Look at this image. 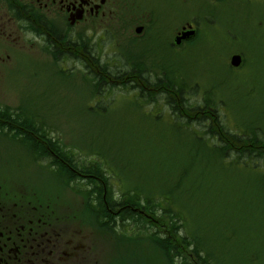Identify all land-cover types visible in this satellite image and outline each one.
Masks as SVG:
<instances>
[{"label":"rangeland","instance_id":"374dc122","mask_svg":"<svg viewBox=\"0 0 264 264\" xmlns=\"http://www.w3.org/2000/svg\"><path fill=\"white\" fill-rule=\"evenodd\" d=\"M245 1L226 0L220 4L221 10L232 2L236 11L221 14L205 4L206 0H184V5L175 0H148L156 11L161 35L142 50L148 66L171 70L169 62L175 63L174 68L181 78L197 87L187 91L188 96L181 99L187 103L189 111L181 103L178 107L191 120L198 118L204 125L196 122L191 126L196 133L214 138V133L205 131H216L223 135V142H219L231 150L247 146L249 139L239 137L242 131L264 126V53L253 52L255 59L252 60L257 63L252 67L250 56L231 32L233 27L240 28L242 23L235 25L234 20L242 12L260 8L263 11L245 18L251 35L258 37L257 27L261 29L264 23L261 22L264 0H250L249 4ZM12 2L21 6V14L28 25L23 35L19 34L17 23L5 6L4 21L19 42L16 47L9 46L8 51H0V115L7 118V122L0 123V191L4 188L9 195L34 194L37 207L43 206L46 214L81 218L110 252L119 254L121 260L130 264H175L178 258L187 264H209L191 248L190 234L196 247L217 264H264L263 176L250 175L241 164L231 167L228 163L225 169L215 148L209 152L202 147L204 143L193 145L190 139L183 140L175 131L174 125L179 126L184 119L177 116L171 99L176 98L175 91L163 88L168 82L176 81L174 72L163 82L155 70L145 72L141 65L145 59L139 52L141 45L130 43L125 26L116 28L117 34H107L96 27L98 20L75 27L67 22L45 36L41 29L44 27L42 12L20 0ZM195 5L198 7L194 8ZM182 9L190 12L181 15ZM192 23L201 30L200 39L209 32L204 47L194 51L176 50L163 41L162 25L164 32L167 26L173 25L171 29L175 33ZM91 29L99 33L100 46L92 42L90 50L85 46L81 49L82 38L92 36ZM29 31L37 38L33 39ZM229 31L230 47L223 48L228 45ZM215 37V43L222 47L219 51L213 45ZM237 55L244 56V63L236 70L230 61ZM134 64H138L136 69ZM232 78L235 81L230 86ZM97 82L102 86L96 93L94 84ZM212 82H223L225 87L214 88L209 84ZM140 88L156 89L157 93L150 96L152 98L138 100L137 97L143 99L142 94L139 96ZM203 99L206 119L190 113L200 107ZM2 108H7L8 116ZM22 113L26 114L22 117L29 122L30 130L35 129L32 121L37 120L39 131H34L39 133L38 144L33 148L28 143L32 141L29 135L15 131L17 117ZM11 123L13 127L9 126ZM263 140L264 134L261 142ZM30 148L34 149L33 153L28 151ZM63 151L72 170L64 187L62 179L66 174H62L63 170L57 172V163L55 168L51 167L53 162H58L52 152L62 156ZM93 152L112 163L107 166V162L102 159L106 162L102 163ZM90 161L99 170L102 180L88 178L90 176L85 173L84 183L78 182L81 178L73 174L76 167ZM251 166L255 165H246ZM57 174H62V179ZM115 174L119 178L115 179ZM100 190L102 193L97 198ZM135 190L146 193V198L153 194L152 205H143L142 194L131 197ZM116 196L126 203L127 199L130 203L136 202L132 207L136 215L115 207L107 211L104 201H115ZM168 196H173L181 209L176 206L177 212L169 211L164 220L156 218L151 209L162 207L168 211L163 203L169 202ZM96 198L101 200L99 207L90 203ZM86 206L95 216L88 213ZM118 213L124 220L119 230L116 225L109 229L107 223H113ZM104 215L109 220L102 218L101 223L98 219ZM181 217L190 225L187 233L182 230L179 240L177 233L181 227L177 224ZM169 222L174 226L173 236L166 234L165 226ZM152 231L167 235L171 244L150 242L148 235ZM176 243L180 250L172 253L168 246L174 248ZM181 251L185 254L181 255Z\"/></svg>","mask_w":264,"mask_h":264},{"label":"flooded vegetation","instance_id":"af4514ba","mask_svg":"<svg viewBox=\"0 0 264 264\" xmlns=\"http://www.w3.org/2000/svg\"><path fill=\"white\" fill-rule=\"evenodd\" d=\"M20 1L42 12L44 27L41 29L45 36H50V31L58 29L61 23L66 25L67 22L75 27L92 20H98V23L95 24L96 27L103 29L107 34H117L116 28H120L121 25L125 26L130 43L135 46L134 42H139L141 45V50H138L145 59L144 66L148 59L142 50L153 38L161 35L156 11L148 4V0H28L29 3L26 0ZM175 2H181L184 5V0H175ZM213 3L217 4V2ZM245 3L249 4L250 0H246ZM5 6L12 14V19L17 23L19 34L23 35V29L28 25L21 14V6H15L12 0H0V43L2 44L0 51L4 49L8 51L11 49L9 46L16 47L19 42L17 41L18 37L11 34L8 28L9 24L4 21ZM182 14L183 10H181ZM193 24L195 27L197 26L195 23ZM172 26H167L166 32H164V25H162L163 41L171 46L169 48L176 50L188 48L190 51H194L205 46V37L209 32L200 39L201 30L199 27H196L194 38L176 45L175 40L182 33L181 30L184 29V26L176 30L175 33L172 32ZM222 26L226 28V25ZM89 31L90 29L87 32ZM91 32L92 36L82 38L81 49L85 46L90 50L92 42L100 46L99 33H94L93 29ZM251 32L246 19L240 33L242 47L249 53L254 51L264 53V41L261 40L264 39L263 31H256L258 37L252 36ZM28 33L33 39L37 38L32 32ZM215 34L217 33L215 32ZM199 39L200 41H198ZM216 40L217 38L213 43L220 50L222 47L215 43ZM227 43L228 45L223 48L230 47V31ZM197 45L200 47L196 48ZM250 58L251 66L255 68L257 61L252 60L255 59L253 56ZM242 63H244V59ZM169 65L170 71L176 72L173 63L169 62ZM134 68L136 69L135 65ZM157 72L166 74L168 70L161 69V72ZM253 82H257V79ZM2 111L7 115V108H2ZM17 121L15 131L24 132V135L31 137L35 144L30 147L37 146L39 133L27 128L29 122L24 121L22 115L17 117ZM3 122H7V118L0 115V123ZM9 126L13 127V123ZM8 127L5 129L7 130ZM32 141L28 143H32ZM37 202L34 194L18 192L9 195L7 189L1 188L0 264H130L121 260L119 254L110 252L82 220L71 219L67 215L46 214L43 211V206L37 207Z\"/></svg>","mask_w":264,"mask_h":264},{"label":"trees","instance_id":"16d2710c","mask_svg":"<svg viewBox=\"0 0 264 264\" xmlns=\"http://www.w3.org/2000/svg\"><path fill=\"white\" fill-rule=\"evenodd\" d=\"M120 76H121V74H119V76L117 78L118 80L120 79ZM163 88L166 90H169V89L174 90L176 93V95H175L176 98L175 99L171 98V99H172V102L175 106V111H176L177 116L180 115V118L184 119L183 123H181L179 126L177 125V133L181 136V138L183 140L188 141L190 139L191 143L193 145H196V143L202 142V143H204L202 147L209 152H210L211 148H215L216 152L220 153V162L222 164V167H224L225 169L228 168V163L231 165V167H235L236 165H239V164L246 166L247 164L252 163L253 165L257 166L259 169H261L263 171V179H264V140L261 142L262 136L264 134V126L258 127V128H252L253 132H251V133L245 132V135L244 134L239 135V137L243 136L244 138L249 139V142L246 143L247 146H244L241 149H234V150L228 149L227 147L223 146L220 143L221 141L223 142V135L219 134L218 132L213 131L211 129H208L205 132L210 131L211 133L215 134V137L214 138H211L210 136L203 137L201 132L196 133V131L191 127L196 122L203 127H204V125L196 119L191 120L189 118V116L185 112H183V110H181L178 107L179 103H181L183 108L185 110L189 111L187 108V103H183L181 101V99L186 98L185 96H186L187 91L184 88L179 87L178 85H172L170 83H168L167 86L163 87ZM155 91L156 90L144 88V90L142 92H145V94H144L145 98H152L156 93ZM150 96H152V97H150ZM205 106L206 105H203L197 109L191 110L190 113H193V114L197 113V115H199L200 118L206 119V111H205L206 107ZM27 131H29V130H27ZM236 140H239V139L237 138ZM208 141L210 144H208ZM32 144H35V142L32 141V143L31 142L29 143L30 146ZM42 149H43V147H42ZM94 156L100 157L101 158L100 161L102 163L107 162L106 163L107 166H108V163H112L109 159L105 158L104 156H102L98 153H94ZM60 158L65 160L67 163H69V159H68L67 155H62V156H60ZM102 159H104L106 162L102 161ZM98 161L99 160H97V162ZM56 163L59 164L60 170H62V169L64 170V167L61 168V163L59 161L58 162L56 161ZM66 168L68 170L67 171L64 170V172L66 174L65 175L66 177L64 176V178L66 181H68V180H70V171L72 172V170L70 169L69 164ZM107 169L108 168H106V170L103 169V171L106 172ZM75 171L76 172L73 173L74 177L75 176L80 177L82 180H84L83 177H84L85 173H86V176H90L88 178L93 177L92 179L96 178V179L102 180V178H101L102 175L100 174L99 170L95 168V165L92 166L91 161L89 163L82 164V167L77 166ZM78 173H81L82 175H80ZM107 175L109 178H112L110 176V174H107ZM254 176L259 177L261 175L254 174ZM116 178H119L118 174H115V179ZM177 180H178V177H177ZM70 183H72V182H70ZM101 193H102V190H100L99 193H97L98 198H100ZM137 193L142 194V195H140V199L142 201H144L143 202L144 206L149 205V204L152 205V200L155 199L153 194L150 195V198H146L144 196L145 193H142V192H139L138 190H135L130 195H131V197H133L134 195L138 196ZM127 200H129V201L126 203L122 197H119L120 202H115V201L105 202L104 201V205H105L104 207L107 211L111 210L109 207H115V208H118L120 210L123 209L124 212H126V213H132V214L136 215V213H134L132 211V207L134 206V204H136V202L130 203V199H127ZM166 200H168L169 202L166 204V201H163V203L165 206H167L168 211L163 210L162 207H159V208H157V207L152 208L151 207L152 208L151 213L155 214L156 218H161V219L163 218V220H164V218L168 217V215L170 214L169 211H171V210L176 211L175 210L176 206H178L180 208V204L176 205V202L173 199V196H168V199H166ZM90 203L92 206L98 205V207H99L101 204V200H98L97 198L91 199ZM86 209L88 212H92L90 210V208L88 210L87 206H86ZM176 217H177V215H176ZM102 218L108 219L106 215H104L100 219H98V218L97 219L101 222ZM123 221L124 220L122 218H115L113 223L110 224V222H108L107 225H112V226L116 225L117 226V225H120V223ZM188 224L189 223L181 217V221L178 222V224H177V227H181V229L177 233L179 240L181 239L182 230H184V232H186V233L188 232V226L190 225V224L189 225ZM135 228L139 229L138 227H135ZM165 228L167 229L166 234L170 233L172 236L175 234L174 226H172L170 222L165 226ZM148 238H149L150 242H152L154 244H159V242H168L169 244H171L168 240L167 235H165V234H157L156 232L152 231V232H149ZM188 243H191V248L193 250L195 249V251L199 254L201 259L208 262L209 264H217L206 253L202 252L201 250H199L196 247L195 242L193 241L191 234L189 235ZM173 246H174V248L171 245L168 246V248L172 250V253L179 252L180 247L177 246V243L174 244ZM180 254L183 255V254H185V252L181 251ZM178 259H179L178 262L175 260V264H187V263H183L180 258H178ZM251 260H253V258Z\"/></svg>","mask_w":264,"mask_h":264},{"label":"water","instance_id":"95a60500","mask_svg":"<svg viewBox=\"0 0 264 264\" xmlns=\"http://www.w3.org/2000/svg\"><path fill=\"white\" fill-rule=\"evenodd\" d=\"M191 35L192 34H188V35H186L185 38H189ZM240 59H241L240 57H234L233 60H232V65L234 67H238L240 65Z\"/></svg>","mask_w":264,"mask_h":264},{"label":"bare ground","instance_id":"6f19581e","mask_svg":"<svg viewBox=\"0 0 264 264\" xmlns=\"http://www.w3.org/2000/svg\"><path fill=\"white\" fill-rule=\"evenodd\" d=\"M115 218H121V216L119 215V213L117 215H115Z\"/></svg>","mask_w":264,"mask_h":264}]
</instances>
